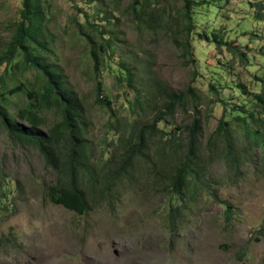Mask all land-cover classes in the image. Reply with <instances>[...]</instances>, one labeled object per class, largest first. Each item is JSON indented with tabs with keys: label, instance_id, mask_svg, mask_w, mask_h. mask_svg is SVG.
Returning <instances> with one entry per match:
<instances>
[{
	"label": "rangeland",
	"instance_id": "1",
	"mask_svg": "<svg viewBox=\"0 0 264 264\" xmlns=\"http://www.w3.org/2000/svg\"><path fill=\"white\" fill-rule=\"evenodd\" d=\"M211 1L216 8L201 6L188 36L196 59L193 65L183 59L176 43L187 39L183 0H161L171 20L168 29L158 35L132 23L126 12L130 0L118 5L117 25L113 21L110 27H101L116 31L122 44L115 58L138 64L139 78L146 86L157 80L169 92L192 88L196 93V102L158 129L165 130V140L172 136L184 143L188 126L199 119L198 154L208 168L204 189H197L196 197L189 195L183 203L161 189L150 169L159 160L160 134L150 145L153 161L144 158L130 176L117 182L110 196L92 195L91 208L79 215L48 201L47 191L56 182V172L34 148L10 140L0 125V179L10 188L3 195L1 184L6 182L0 184V264H264V149L255 148L254 158L240 172L230 171L224 163L223 144L213 149V157L208 150L225 102L236 108L262 90L257 78H264V0ZM75 4L83 10L81 14ZM116 4L111 0H91L90 6L85 0L45 3L59 64L69 86L86 99L87 137L97 158L103 151L113 152L117 133H108L109 112L95 105L92 64L84 42L74 36L72 21L82 22L84 12L92 14L96 6L107 8L110 14ZM21 7L20 0H0L1 49L13 35L12 24L19 20ZM214 34L221 37L220 43L213 40ZM3 70L4 66L0 75ZM32 74L18 82L30 80ZM98 74L103 85L100 96L108 99L121 125L129 115L124 107L127 95L109 71L101 68ZM8 76L6 89L14 86L12 75ZM152 95L158 109L162 101L160 97L155 100L158 94ZM10 100L12 112L22 105L15 97ZM157 109L150 107L145 120H152L151 113ZM54 119L53 114H46V127ZM172 163L166 160L158 169Z\"/></svg>",
	"mask_w": 264,
	"mask_h": 264
},
{
	"label": "trees",
	"instance_id": "2",
	"mask_svg": "<svg viewBox=\"0 0 264 264\" xmlns=\"http://www.w3.org/2000/svg\"><path fill=\"white\" fill-rule=\"evenodd\" d=\"M116 1V10L110 14L105 12L107 8L96 6L93 7L92 14L84 12L82 22L77 19L72 21L74 36L84 42L88 61L92 64L95 105L109 112L108 133H117V146L113 152L103 151L101 158H97L95 147L87 137L89 112L86 99L69 86L59 64L54 46L55 37L47 22L46 0H20L22 7L19 20L12 24L13 35L9 42H5L4 48H0V68L4 66L0 75V125L10 140L34 148L43 157L46 166L56 172V182L47 191L48 201L79 215L91 208L92 195L101 193V198L110 196L117 182L130 176L143 163L144 158L153 161L152 156H149L150 145L160 134L162 141L157 142L159 160L150 169L161 189L170 192L183 203L188 200L189 195L191 199L195 198L197 189L201 190L206 186L204 180L208 168L202 165L198 154V134L201 131L199 119H195L187 128V138L184 141L187 145L181 143V138L176 140L169 136L165 140V130L158 129L159 124H167L179 111H186L189 103L196 102V93L192 88L181 93L169 92L157 80L146 86L139 78L142 76L138 64H132L130 59L126 60L121 56L115 58L118 46L122 44L121 40L116 36L115 30H101V27H110L113 21L116 25L119 23L120 19L115 12L119 11L117 7L121 0H111V3ZM225 1L227 0H217L218 3ZM85 2L90 6L91 0ZM183 2V30L187 33V39L177 40L176 43L183 59H188L189 64L193 65L196 59L188 36L194 31V16L201 6H216L211 5V0ZM74 9L79 14L83 12L78 4L74 5ZM126 12L138 29H144L153 35L167 30L171 20L161 8V0H130ZM263 20L262 18L261 21ZM194 24L198 25L197 22ZM220 39L214 34L213 40L216 43H220ZM110 65H114V68ZM101 68L110 72L115 84L122 87L127 95L124 107L129 115L121 125L116 118L117 112L110 106L108 99L100 96L103 92L98 76ZM31 72L33 74L30 80L18 82ZM8 75H12L11 83L14 86L6 89ZM257 79L262 84L259 93L250 94V98H245L243 104L235 106L236 108H230L229 102H225L222 118L208 144V150L212 152L210 157L215 155L213 149H218L223 144L221 151L224 153V163L230 171L240 172L244 163L254 158L255 148L264 149V78ZM152 94H158L155 100L160 97L162 101L158 109L153 104ZM243 94L245 93L242 92ZM11 97L17 99L16 103L22 104L13 112ZM150 107L157 111L151 113L152 120H145V113ZM49 113L55 119L50 127H46L45 115ZM166 160L173 163L158 169ZM2 182L6 181L0 179V184ZM1 186L2 194L5 195L10 189L8 183ZM179 209L178 207L176 212ZM227 209L230 215V207Z\"/></svg>",
	"mask_w": 264,
	"mask_h": 264
}]
</instances>
